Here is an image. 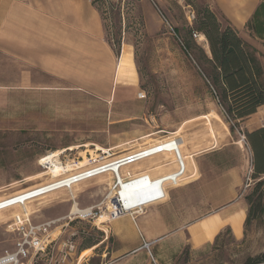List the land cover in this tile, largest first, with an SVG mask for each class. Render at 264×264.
I'll use <instances>...</instances> for the list:
<instances>
[{"label":"rangeland","instance_id":"1","mask_svg":"<svg viewBox=\"0 0 264 264\" xmlns=\"http://www.w3.org/2000/svg\"><path fill=\"white\" fill-rule=\"evenodd\" d=\"M91 1L100 14L107 46L121 50V57L114 54L108 60V49H98L95 75L92 67L66 64L63 79L38 80L28 91L5 89L8 75H0V254L15 250L25 232L19 233L17 227L27 226V220L36 225L54 222L51 243L32 256L33 264H59V246L71 238L77 249L65 264H76L83 249L104 240L101 230L107 228L115 204L111 201L119 190L116 179L106 173L76 184L69 183L70 176L173 137L180 127L181 136L204 142L209 119L221 135L213 146L247 142L240 124L224 114L222 92L211 85L210 45L197 30L207 9L222 29L231 27L224 11L236 8L238 1L244 8L245 0ZM254 1L259 6L264 2ZM248 23L240 30L231 28L257 54L264 51V36H256ZM192 30L205 41L190 37ZM4 67L7 71V64ZM51 155H59V163L71 171L62 175L48 170L41 161ZM253 165L254 158L246 151L245 199L257 182ZM47 186L54 191L27 201L30 192ZM68 186H73L72 192ZM25 203L27 211L17 207ZM75 204L82 211L92 209V215L73 214ZM246 222L240 239L226 230L200 252L186 249L178 264H244L264 253V217ZM84 253L83 264H102L103 246Z\"/></svg>","mask_w":264,"mask_h":264},{"label":"crops","instance_id":"2","mask_svg":"<svg viewBox=\"0 0 264 264\" xmlns=\"http://www.w3.org/2000/svg\"><path fill=\"white\" fill-rule=\"evenodd\" d=\"M240 2L234 4L239 8L224 11L230 26L237 30L246 27L260 4L245 0L246 6L242 8ZM98 49H108V60L114 54L118 57L103 38L101 17L91 0H0V75H8L5 89L28 91L38 80L63 79L66 64L72 68L84 67V70L92 67L95 75ZM256 56L264 71V51L259 50ZM36 89L44 88L37 86ZM207 121L210 133L205 137L206 146L205 141L199 142L192 135L181 136L183 127H180L173 137L117 157L125 158L175 143L185 167L183 182L179 186L154 184L178 171L176 151L152 155L123 168L121 175L126 180L130 174L131 177L149 176L153 181L152 188L146 189L123 180L129 197L147 204L160 189L166 188V198L143 206L139 214L127 213L109 221L107 228L101 230L104 240L83 249L79 257L85 251L95 252L103 246L102 264L107 259L108 264H178L186 249L200 252L226 230L237 239L243 236L248 215V203L242 195L246 151L254 158L247 135L264 129V105L240 122L247 142L213 146L219 143L221 135L211 119ZM190 153L195 155L194 160ZM105 168L107 173L108 163ZM88 170L70 176L69 183ZM79 257L75 263L83 264Z\"/></svg>","mask_w":264,"mask_h":264},{"label":"trees","instance_id":"3","mask_svg":"<svg viewBox=\"0 0 264 264\" xmlns=\"http://www.w3.org/2000/svg\"><path fill=\"white\" fill-rule=\"evenodd\" d=\"M247 26L256 36H264V2ZM197 30L206 36L210 45L212 58L207 61L212 69L211 85L222 92L220 104L224 114L228 120L240 124L264 105L261 63L237 31L231 27L222 29L209 9L202 14ZM193 32L189 33L190 37ZM185 48L189 52V42ZM115 52L119 57L120 50ZM247 139L254 152L253 179L257 180L246 198L249 206L246 225H249L264 217V129L247 135ZM244 264H264V253L248 258Z\"/></svg>","mask_w":264,"mask_h":264},{"label":"built area","instance_id":"4","mask_svg":"<svg viewBox=\"0 0 264 264\" xmlns=\"http://www.w3.org/2000/svg\"><path fill=\"white\" fill-rule=\"evenodd\" d=\"M192 17L195 18L193 14H192ZM193 37L196 40L203 42L202 34L198 32H194ZM242 139L245 140V137L243 136ZM159 150L160 149L158 150L152 149L146 152L135 153L125 158H116L108 162V172H112L110 168L113 165H117L118 170L119 169L122 170L123 168L136 164L137 162H140L141 160L149 156L156 155L160 152H163ZM176 154L178 156V162H177L178 171L157 180L156 182H154V184H157L159 187H161L162 185L164 186L166 184H169L171 186H179L183 182L185 167H184V163L180 157L178 150H176ZM105 166H107V163L100 165V166H94L90 168L88 172L75 176L73 178V183H77L84 179H88L91 177H95L97 175H101L103 171H105L104 170ZM113 174L117 182L115 186L118 187V185L120 184L119 173L118 171H114ZM128 176L130 178L129 180L134 179V178H138L139 180L149 179V176H145V175H136V176L131 177V175L128 174ZM123 180L127 181L124 177H123ZM247 181L248 182L250 181V177L247 179ZM50 188L52 187L47 186L43 188H38L37 190L30 192L28 194L30 198L27 201L54 191V190H49ZM165 189L166 188H163V190L160 189V191L157 192V195L152 199V201L148 202L147 204L165 200L166 198ZM147 204L137 206L129 210H125L120 206L119 202H117L115 203V211L113 213H110L111 218L109 221L120 218L127 213H130L133 216L136 214H139L142 212L143 206ZM91 215H92V209H91V212L87 216H91ZM19 221L20 223H23L22 220H19ZM26 223H27L26 224L27 226L25 227L24 226L17 227V231L19 233L21 230H25L23 234L24 238L18 241L14 251L5 252L4 254H0V264H33L32 256H36L38 253L44 252L47 249V246L51 243L49 242V236L51 233V227L54 224V222L36 225V224L31 223L30 220H27ZM76 249H77V246L73 238L62 242L59 246V251H60L61 256H60V259L56 261V263L65 264L69 262V260L75 254ZM52 264H55V262L52 261Z\"/></svg>","mask_w":264,"mask_h":264},{"label":"bare ground","instance_id":"5","mask_svg":"<svg viewBox=\"0 0 264 264\" xmlns=\"http://www.w3.org/2000/svg\"><path fill=\"white\" fill-rule=\"evenodd\" d=\"M205 37L203 35V39L204 40ZM175 148V150H174ZM155 150H158L160 149L159 151H163L165 153H171L173 151H176V144H165L164 146H159L157 148H153ZM98 150H103L101 148H98ZM163 152H160V153H163ZM158 153V154H160ZM62 152L59 154L61 155ZM59 155H51L50 157L47 156L45 158H43V160L41 161V164H44L46 166V168L48 170H53V171H57L58 173L64 175L65 173L68 172V169H66L63 164L60 162L59 163V159H57L59 157ZM106 167V166H105ZM115 169V170H114ZM105 171H103L102 174H106V168L104 169ZM110 170L112 172H107V174H113L114 171H118L119 173V180H120V184L118 185V188L119 190L117 191V193L115 194V197H113V201H111V204L115 203L116 199L118 200L120 206L125 209V210H129L131 208H134V207H137V206H141V205H144L140 199L138 198H133V197H129L127 194H126V191H125V188H124V184H123V177L121 175V169L118 170V166L117 165H113ZM88 172V171H87ZM86 173V172H84ZM101 174V175H102ZM81 175V174H79ZM99 176V175H97ZM95 176V177H97ZM114 176V174H113ZM91 178H94V177H91ZM91 178H88V179H91ZM66 181L68 182V177L66 178ZM128 181V180H127ZM130 181H132L131 183L133 184H136V185H140V186H145L146 189H149V188H152V179L149 177V179H142V180H139L138 178H134V179H131ZM117 183V182H116ZM68 190H70L72 192V189H73V186H68L67 187ZM72 196L74 197V194L72 193ZM28 204L29 203H25V204H22L20 206H17V207H21L24 211H27L28 210ZM114 206V210L112 211V213L115 211V204L113 205ZM16 208V207H15ZM91 212V209H87V210H80L76 204L75 206L73 207L72 209V213L73 214H78V215H81V216H87L89 213ZM1 213V212H0ZM108 218L110 220V214H108Z\"/></svg>","mask_w":264,"mask_h":264},{"label":"water","instance_id":"6","mask_svg":"<svg viewBox=\"0 0 264 264\" xmlns=\"http://www.w3.org/2000/svg\"><path fill=\"white\" fill-rule=\"evenodd\" d=\"M115 201H116L115 203H117V202H118V200H117V199H116Z\"/></svg>","mask_w":264,"mask_h":264}]
</instances>
